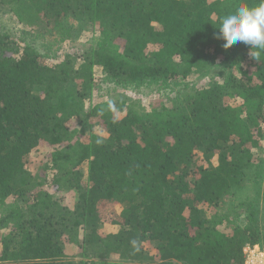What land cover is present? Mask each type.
I'll use <instances>...</instances> for the list:
<instances>
[{
    "label": "trees",
    "instance_id": "trees-1",
    "mask_svg": "<svg viewBox=\"0 0 264 264\" xmlns=\"http://www.w3.org/2000/svg\"><path fill=\"white\" fill-rule=\"evenodd\" d=\"M26 1L31 32L0 29V264H241L264 247V51L216 38L259 0ZM78 22L97 34L83 63L47 61L37 41L62 46ZM86 65L150 90L227 76L148 112L88 109Z\"/></svg>",
    "mask_w": 264,
    "mask_h": 264
},
{
    "label": "rangeland",
    "instance_id": "rangeland-1",
    "mask_svg": "<svg viewBox=\"0 0 264 264\" xmlns=\"http://www.w3.org/2000/svg\"><path fill=\"white\" fill-rule=\"evenodd\" d=\"M10 0L0 1V29L10 32L16 37H20L24 31H30L34 27L37 17L34 11L30 8L26 0H17L15 2H8ZM14 1V0H12ZM32 27V28H31ZM75 39L69 40L68 43H64L62 46L58 45L56 39H40L37 43L39 47L44 51V56L47 61L55 62L56 60L67 59L69 57H76L79 62L83 63L84 57H79L80 54L86 52V48L93 42L97 34H95L89 27L84 24H77L74 29ZM46 53V54H45ZM79 66L76 62V67ZM86 71L84 73L85 79L90 86V95L86 102V108H92L99 103L108 102L114 100L119 102L121 99L127 101V107L139 108L144 112L151 111L154 107H159L164 103H168L173 95L177 92L185 93L183 89H203L211 84L220 83L227 76V70L220 66L215 65L210 68H205L200 72L193 73L188 79L183 80L188 84H171L168 87H161L158 90H150V87L142 85L131 84H118L116 85L113 80H110L101 71L99 72L95 67L86 65ZM181 81V80H179ZM170 104V103H169ZM83 115V114H82ZM92 131H99V127L90 125ZM257 155H260L264 161V141L262 147L254 150ZM264 171V170H262ZM264 184V175H263ZM238 191L239 198H245L250 195H254V183L252 180L245 183V186ZM1 215V211H0ZM105 230L111 231L112 227L109 225L104 226ZM79 255L78 252L74 251ZM76 259H81L78 256ZM97 264H126L127 262L121 261L116 257H104L101 259H95ZM138 264V263H131Z\"/></svg>",
    "mask_w": 264,
    "mask_h": 264
},
{
    "label": "clouds",
    "instance_id": "clouds-1",
    "mask_svg": "<svg viewBox=\"0 0 264 264\" xmlns=\"http://www.w3.org/2000/svg\"><path fill=\"white\" fill-rule=\"evenodd\" d=\"M218 29L216 38L224 41V49L243 42L249 45L251 50L264 51V0H259L254 7L239 5L221 19Z\"/></svg>",
    "mask_w": 264,
    "mask_h": 264
},
{
    "label": "built area",
    "instance_id": "built-area-1",
    "mask_svg": "<svg viewBox=\"0 0 264 264\" xmlns=\"http://www.w3.org/2000/svg\"><path fill=\"white\" fill-rule=\"evenodd\" d=\"M243 254L244 261L241 264H264V247L259 244L247 245Z\"/></svg>",
    "mask_w": 264,
    "mask_h": 264
}]
</instances>
